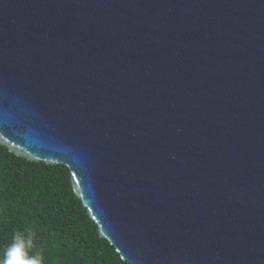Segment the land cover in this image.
<instances>
[{
	"label": "water",
	"instance_id": "1",
	"mask_svg": "<svg viewBox=\"0 0 264 264\" xmlns=\"http://www.w3.org/2000/svg\"><path fill=\"white\" fill-rule=\"evenodd\" d=\"M0 145L130 264H264V0H0Z\"/></svg>",
	"mask_w": 264,
	"mask_h": 264
},
{
	"label": "trees",
	"instance_id": "2",
	"mask_svg": "<svg viewBox=\"0 0 264 264\" xmlns=\"http://www.w3.org/2000/svg\"><path fill=\"white\" fill-rule=\"evenodd\" d=\"M65 164L32 162L0 145V259L14 234L35 232L44 264H130L98 231Z\"/></svg>",
	"mask_w": 264,
	"mask_h": 264
},
{
	"label": "clouds",
	"instance_id": "3",
	"mask_svg": "<svg viewBox=\"0 0 264 264\" xmlns=\"http://www.w3.org/2000/svg\"><path fill=\"white\" fill-rule=\"evenodd\" d=\"M35 232L26 229L24 233L17 231L12 243L7 247L0 264H44L41 252L29 255L34 249Z\"/></svg>",
	"mask_w": 264,
	"mask_h": 264
}]
</instances>
